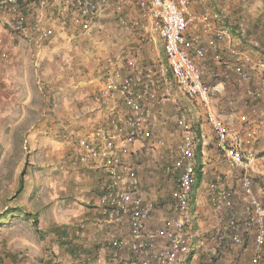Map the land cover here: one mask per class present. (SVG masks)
I'll list each match as a JSON object with an SVG mask.
<instances>
[{"label": "crops", "instance_id": "obj_1", "mask_svg": "<svg viewBox=\"0 0 264 264\" xmlns=\"http://www.w3.org/2000/svg\"><path fill=\"white\" fill-rule=\"evenodd\" d=\"M44 1L43 3V0H25L10 10L0 9V92L2 89L7 91L6 101L11 104L17 103V100L23 102L24 92L27 90L26 79L23 78V72L28 67L27 58L41 53L44 57L47 55L46 58H54L53 53L59 52L55 49L58 46L49 49L47 48L49 46H21L20 43H16L17 39H29L37 35L31 28L35 21L41 20L45 27H49L50 21L57 19L56 4L49 0ZM205 7L218 12L223 25L233 29L232 38L223 40L220 61L213 59L210 50L205 59L197 60L202 68L203 80L206 82L218 80L220 84L221 91L212 101V109L225 127L229 142L239 143L240 151L244 155L252 152L255 158L243 169L230 166L215 145L214 134L203 119L202 108L198 103H190L191 101L186 98L185 105L197 117L199 145L196 150L198 170L188 209L191 251L185 264H252L254 231L249 226L245 213L247 197L241 186V178L244 169L252 173L253 191L264 206V193L260 191L264 183V0H197L190 5V9L195 13L201 12ZM102 15L100 16L102 23L104 22L106 27L111 25L112 20L107 19V14ZM19 16L23 17L24 26L20 31H14L13 22ZM239 21L244 23L247 31V37L243 39L234 31ZM77 29L81 30V33L91 30ZM188 34L199 39L204 45L213 37L211 31L205 30L199 24L192 25ZM253 40L258 41L261 47H254L251 43ZM109 45L107 53L113 54L114 47ZM70 51L69 53H72ZM46 52L52 55L49 56ZM72 57L69 56V67L73 65L75 68L76 62ZM123 65L125 66V61ZM102 66L103 64L98 67L99 71L102 70ZM239 71L248 77L241 79ZM59 75L61 74L58 73L57 76ZM64 78L58 79L60 90L57 93L60 96L56 108L61 110L65 104H69L68 113L58 112V116L60 114L64 118L63 122L68 123L57 125L87 133L97 125L98 120L105 122L110 104L102 109L97 108L99 103L96 102L94 93L81 91L78 87L79 82L74 80L75 77ZM100 87L96 88V94ZM112 105L116 109L122 108L119 102ZM154 107L156 109L146 121L145 136L130 145L123 154L128 175H134L139 181L138 192L141 198L144 202L154 203V208L146 220L147 236L162 227L165 219L171 215L170 193L174 187L172 177L163 172L171 145L153 143L151 144L153 148L142 145L147 131H166L169 127L166 121L167 108L160 107L159 104ZM26 123L23 126L15 125L14 136L18 137V133H21L24 142H31L34 135L29 129L30 125ZM44 126V123H39L36 131H43ZM54 129H57L56 125ZM76 151L77 146L75 155L70 157L72 172L69 175L59 173L51 174V177L38 176L43 185L51 182L53 184V192L49 194L51 196L46 200H39L41 203L39 209L50 213V220L53 222L44 230L47 232L46 240L51 246L50 252L45 251L43 264H118L121 252L113 247L111 241L114 238L128 236V225L126 221L110 222L103 216L99 199L107 181L105 170ZM41 155L46 161L45 151ZM25 180V189L29 192L31 190L29 180L34 182L35 179L28 175L25 176ZM216 180L219 188L232 191L231 207L213 205L209 186ZM22 181L24 183L23 178ZM43 185L37 183V198L45 194L41 195ZM231 217L238 220L242 243L227 248L222 241L217 240V236L223 234L222 232L228 233L225 226ZM157 240V243L161 244L162 239ZM258 264H264V253Z\"/></svg>", "mask_w": 264, "mask_h": 264}, {"label": "built area", "instance_id": "obj_2", "mask_svg": "<svg viewBox=\"0 0 264 264\" xmlns=\"http://www.w3.org/2000/svg\"><path fill=\"white\" fill-rule=\"evenodd\" d=\"M21 1L25 0H0V9L10 10ZM49 1L56 4L57 17L66 19L81 29H87L92 21L107 10H112L118 20L124 23V5L131 1L139 9L140 18L159 36L167 58L166 65L159 61L153 68L143 70L131 59L125 61V66L119 57L107 58L103 62V80L96 101L107 107L111 101L119 100L126 109H116L111 104L107 109L106 121L95 126L78 141L76 152L105 170L107 181L99 199L103 216L110 222L126 221L128 225V236L111 241L113 247L121 252L118 264H185L191 251L188 209L198 170L196 150L199 134L196 114L179 103L171 85L174 83L191 103H198L202 108L203 119L214 134L215 145L230 166L243 169L253 161L254 153L244 155L239 143L229 142L225 127L212 109V101L221 91L219 81H204L201 65L197 62L205 59L209 50L212 51L213 59L220 61L223 40L232 38L233 29L223 25L221 15L216 11L205 7L199 13L193 12L190 5L197 0ZM194 24L212 32V39L205 45L188 34L189 28ZM23 26L24 19L19 16L12 28L20 31ZM31 28L39 35L37 39L47 34L39 20ZM234 31L240 39L247 37L245 25L241 21L236 24ZM251 43L256 48L261 47L256 40ZM239 74L241 79L248 77L241 71ZM166 103L173 105L178 135L176 145L168 149V161L163 166L164 174L174 180L170 193L171 215L165 219L162 227L147 236L146 220L154 203L144 202L141 198L138 192L139 181L134 175H128L123 154L130 145L145 136L146 121L152 116L153 107ZM163 143L162 140L156 142L160 145ZM252 177V173L244 169L241 186L247 197L245 213L248 224L254 231L252 264H258L264 253V206L253 191ZM217 182L218 180L209 186L213 205L231 207L232 191L219 188ZM260 191L264 193V183ZM225 230L228 233L222 232L217 236V240L222 241L225 247L242 243L237 218L231 217ZM157 239H162L161 244L157 243Z\"/></svg>", "mask_w": 264, "mask_h": 264}, {"label": "rangeland", "instance_id": "obj_3", "mask_svg": "<svg viewBox=\"0 0 264 264\" xmlns=\"http://www.w3.org/2000/svg\"><path fill=\"white\" fill-rule=\"evenodd\" d=\"M103 14H107V19H111L112 24L106 27L101 17H98L87 29H82L85 31L91 29L87 33H81V30L77 29L79 27H72L66 19L56 17L55 21L53 19L50 21L49 27H45L39 20L41 27L47 33L41 39H37L38 34L29 39H17L16 43H20L21 46H49L47 47L49 49L58 46L55 49L59 52L53 53L54 58H46L48 56L44 57L42 53L27 58L28 67L23 72L27 90L24 92L22 103L19 100L12 104L7 102V91L2 89L0 92V264L45 262V251L50 252L51 245L46 240L47 232L44 230L53 222L52 219L50 220V213L39 209L41 207L39 200H46L51 196L49 194L53 192V184L51 182L43 185V182L38 180V176L51 177V174L59 173L69 175L72 172L70 157L75 155V146L80 139L90 133V131L78 132L58 126L59 123H68L63 122L65 120L60 114L58 116V112H69V104H65L61 110L56 108L60 96L57 93L60 90L58 79L64 80V76L75 77L74 80L79 82V89L84 93H94L96 100V88L101 86L103 80L101 76L103 72L99 71L98 67L107 58L119 57L123 61L131 59L139 69L143 70L153 68L159 61L165 65L167 63L159 36L151 31L145 20L140 18V11L133 2L124 5L122 13L124 23L118 20L112 10H107ZM108 44L115 48L113 54L107 53ZM73 49L76 52L73 53ZM69 56H73L72 59L76 62L75 68L73 65L69 67ZM58 73L61 75L57 76ZM171 86L175 98L185 105L186 97L174 83ZM114 102L115 100L111 101L110 105ZM98 107L102 109L105 106L99 104ZM160 107H166L168 110L166 120L169 124L168 130L150 131L151 133L147 131L142 143L145 147L153 148L151 144L158 140L174 147L178 141L173 105L166 103ZM122 108L126 109L123 105ZM154 109L156 107H153V111ZM25 123L30 125L29 129L34 135L31 142H24L21 133H18V137L14 136L15 125L23 126ZM39 123L45 124L43 131H36ZM101 123L103 121L98 120L97 125ZM54 125L57 129L53 130ZM44 151L46 161L41 155ZM22 172L24 174H21ZM21 175L24 183L22 181L19 187ZM28 175H32L35 179L34 182L29 180L31 189L29 192L25 189L27 180L25 176ZM37 183L43 185L41 195L45 194L41 198H37ZM29 194L33 196L30 197ZM46 194L48 196L45 197Z\"/></svg>", "mask_w": 264, "mask_h": 264}, {"label": "trees", "instance_id": "obj_4", "mask_svg": "<svg viewBox=\"0 0 264 264\" xmlns=\"http://www.w3.org/2000/svg\"><path fill=\"white\" fill-rule=\"evenodd\" d=\"M21 174H24V173L22 172ZM18 185H19V187L22 185V175H21V177H20V179H19V183H18ZM27 214H29V213H27ZM34 222H36V220H34ZM35 224H36V223H35Z\"/></svg>", "mask_w": 264, "mask_h": 264}]
</instances>
